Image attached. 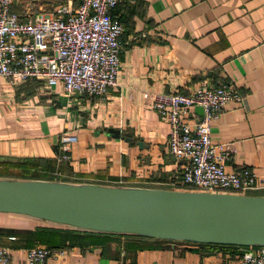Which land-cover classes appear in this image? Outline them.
<instances>
[{"label":"crops","instance_id":"crops-1","mask_svg":"<svg viewBox=\"0 0 264 264\" xmlns=\"http://www.w3.org/2000/svg\"><path fill=\"white\" fill-rule=\"evenodd\" d=\"M79 3L13 0L12 9L24 15ZM112 16L123 26L122 54L117 86L103 98L69 97L43 79L12 86L0 78V180L172 190L181 161L168 152V125L150 98L190 95L201 83L224 84L241 98L226 104L210 130L211 143L231 151L225 169L264 178V0H119ZM196 109L183 118L190 125ZM65 132L75 141L70 162L59 163ZM12 171L18 177L1 179ZM0 245L10 249L9 264H25L26 250L36 246L67 252L45 264H236L239 257L226 246L83 231L5 213Z\"/></svg>","mask_w":264,"mask_h":264},{"label":"built area","instance_id":"built-area-1","mask_svg":"<svg viewBox=\"0 0 264 264\" xmlns=\"http://www.w3.org/2000/svg\"><path fill=\"white\" fill-rule=\"evenodd\" d=\"M118 3L80 0L76 7L62 4L19 15L12 9L13 0H0V78L12 86L43 79L49 88L61 84L69 97L103 98L116 88L119 76L123 26L112 16ZM150 99L158 119L168 125V152L181 161L172 190L243 196L264 191V178L250 170H226L224 164L231 156L228 145L210 141L211 126L226 104L241 99L235 90L201 83L190 95L164 93ZM191 108L202 110L192 125L183 120ZM74 141L69 132L61 134L57 162H70ZM238 250L236 264H264V247ZM66 254L63 249L36 246L26 250L25 264H45ZM10 260V249L0 245V264Z\"/></svg>","mask_w":264,"mask_h":264},{"label":"water","instance_id":"water-1","mask_svg":"<svg viewBox=\"0 0 264 264\" xmlns=\"http://www.w3.org/2000/svg\"><path fill=\"white\" fill-rule=\"evenodd\" d=\"M0 213L90 232L264 247V197L250 195L0 180Z\"/></svg>","mask_w":264,"mask_h":264},{"label":"rangeland","instance_id":"rangeland-1","mask_svg":"<svg viewBox=\"0 0 264 264\" xmlns=\"http://www.w3.org/2000/svg\"><path fill=\"white\" fill-rule=\"evenodd\" d=\"M56 6H57V5H55V7H56ZM50 8L53 9V7H50V6L47 7V9H50ZM29 13H32L31 10L29 11ZM9 172H10V171H9ZM15 173H16V172H13V171H12V174H9L10 176L6 174L5 176H1V177H2L1 179H4V178H10V177H12V176H13V177H18V175H16Z\"/></svg>","mask_w":264,"mask_h":264},{"label":"trees","instance_id":"trees-1","mask_svg":"<svg viewBox=\"0 0 264 264\" xmlns=\"http://www.w3.org/2000/svg\"><path fill=\"white\" fill-rule=\"evenodd\" d=\"M214 246H220V245H214ZM226 247L235 248V249H241V248H243V247H237V246H226Z\"/></svg>","mask_w":264,"mask_h":264}]
</instances>
